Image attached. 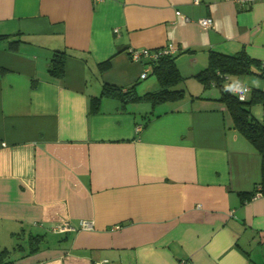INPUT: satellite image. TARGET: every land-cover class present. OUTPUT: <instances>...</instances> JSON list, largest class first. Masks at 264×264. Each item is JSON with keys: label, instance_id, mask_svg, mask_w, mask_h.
Listing matches in <instances>:
<instances>
[{"label": "crops", "instance_id": "crops-1", "mask_svg": "<svg viewBox=\"0 0 264 264\" xmlns=\"http://www.w3.org/2000/svg\"><path fill=\"white\" fill-rule=\"evenodd\" d=\"M0 37V247L21 246L14 264H264V160L218 95L91 112L103 85L151 74L132 49L173 44L187 79L210 51L264 64V3L0 0ZM56 51L78 56L63 79L48 73ZM248 77L234 82L264 88Z\"/></svg>", "mask_w": 264, "mask_h": 264}, {"label": "trees", "instance_id": "trees-1", "mask_svg": "<svg viewBox=\"0 0 264 264\" xmlns=\"http://www.w3.org/2000/svg\"><path fill=\"white\" fill-rule=\"evenodd\" d=\"M1 40H5V38L0 37ZM20 43L21 39L9 41L7 43L8 49L16 51ZM68 57L78 58L77 55L66 51L54 52L48 64V73L54 78L63 79L65 61ZM176 59L177 56L168 55L149 63L151 65L150 75L154 76L158 83L156 91L140 95L136 90V85L125 89L103 85L100 95L91 99V112H99L102 100L107 98L118 103L119 111H125L129 105L142 102L149 103L154 109L164 103L181 101L184 98V91L174 88L187 78L180 74ZM97 67L100 73L107 71L110 68V62H104ZM5 72L6 70L0 68V74ZM243 76H255L264 81V64L250 58L243 50L233 55L210 51L206 68L192 76V78L201 83L204 89L211 87L219 89L217 101L222 103L229 113L234 129L253 146L264 160V89H250L247 99L243 102L239 101L230 91L231 86L238 82L230 81V78ZM226 82L227 85H225ZM252 103L261 105L263 110L261 119L251 115L250 105ZM150 118L151 116L146 117L143 126L148 123ZM38 248V244H31L30 251H37ZM21 249V246L13 249L0 247V264H14L12 255L15 251Z\"/></svg>", "mask_w": 264, "mask_h": 264}, {"label": "built area", "instance_id": "built-area-1", "mask_svg": "<svg viewBox=\"0 0 264 264\" xmlns=\"http://www.w3.org/2000/svg\"><path fill=\"white\" fill-rule=\"evenodd\" d=\"M201 0H193L194 4H199ZM227 2H232L238 5H250L256 2H261L264 3V0H223ZM200 23L204 26H211L212 21L210 19H204L200 20ZM176 52V48L173 44H168L165 47L157 50H147V49H142V50H129L128 54L131 58L132 61L139 62L141 59H146L149 63L156 61L158 58L163 57V56H168V55H174ZM148 63V64H149ZM148 69H144L142 73L140 74V79H145L148 76ZM230 91L233 95L236 96V98L243 102L247 99V96L250 93V88H248L244 84L236 83L233 86H231ZM80 230H88L91 229V224L87 222H80L79 227ZM60 230L62 231H73L76 230V228H73L72 226L66 225ZM181 264H188L186 262H182Z\"/></svg>", "mask_w": 264, "mask_h": 264}, {"label": "rangeland", "instance_id": "rangeland-1", "mask_svg": "<svg viewBox=\"0 0 264 264\" xmlns=\"http://www.w3.org/2000/svg\"><path fill=\"white\" fill-rule=\"evenodd\" d=\"M248 78H249V80H255L256 81V77H254V76H249ZM230 81H234V77L230 78ZM257 81H258V79H257ZM225 85H227V82ZM246 85H248V87H250L251 90L252 89L253 90L254 89H257V90H263L264 89V88H261V86L257 87V86L252 85L251 83H249V84L247 83ZM258 85H260V84L258 83ZM157 89H158V86H157L155 77L152 75H149L148 78L146 79V81H142L139 83V85L137 87V92H138V94L142 95V94L147 93V92L156 91ZM174 89L183 90L185 94H184V98L182 100L186 99L187 102H190L191 105H193V106L198 105V101H200V98H199L200 96L208 95V94L209 95L214 94V95L219 96V89L218 88L211 87L208 89H204L203 86L201 85V83H199L198 81H196L193 78L185 79L184 82L178 84ZM253 106L255 107V109H254L255 112L251 113V115L257 119H261V117H262L261 116V113H262L261 106L258 103H252L250 105V108ZM158 107H156V108H158ZM256 110H257V112H256Z\"/></svg>", "mask_w": 264, "mask_h": 264}]
</instances>
